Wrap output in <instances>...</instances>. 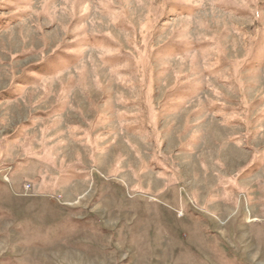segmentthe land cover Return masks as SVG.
I'll return each mask as SVG.
<instances>
[{"label": "rangeland", "instance_id": "rangeland-1", "mask_svg": "<svg viewBox=\"0 0 264 264\" xmlns=\"http://www.w3.org/2000/svg\"><path fill=\"white\" fill-rule=\"evenodd\" d=\"M0 264H264V0H0Z\"/></svg>", "mask_w": 264, "mask_h": 264}, {"label": "built area", "instance_id": "built-area-1", "mask_svg": "<svg viewBox=\"0 0 264 264\" xmlns=\"http://www.w3.org/2000/svg\"><path fill=\"white\" fill-rule=\"evenodd\" d=\"M24 187H25V188H28V185H25Z\"/></svg>", "mask_w": 264, "mask_h": 264}]
</instances>
